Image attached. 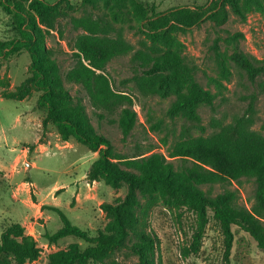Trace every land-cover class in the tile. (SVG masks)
Listing matches in <instances>:
<instances>
[{
	"label": "trees",
	"instance_id": "16d2710c",
	"mask_svg": "<svg viewBox=\"0 0 264 264\" xmlns=\"http://www.w3.org/2000/svg\"><path fill=\"white\" fill-rule=\"evenodd\" d=\"M114 1L120 4V0ZM127 1L138 21V32L151 45L135 49L106 14L71 17L69 24L84 33L73 45L74 66L63 75L47 49L42 29V25L55 28L57 8L45 0L30 1L28 9L19 5L12 8L8 0H0V5L14 16L20 33L19 39L0 43V60H7L22 50L30 54L31 83L41 93L40 105L47 109L43 125L53 123L63 141L74 138L98 153L87 174L89 182L103 181L114 189L123 182L128 185L124 198L101 205V210L112 220L105 232L94 237L73 225L62 210L52 208L61 216L63 226L56 233L45 235L50 243L77 237L91 245L82 249L73 243L67 250L50 255L48 264H121L114 257L123 250L138 257L132 264H162L161 239L150 219V210L158 200L193 216L194 232L191 245L184 248L185 256L200 253L211 221L210 212L224 236L227 261L233 248V226L248 233L264 252V135L250 129L253 102L244 115L218 132L176 141L170 149L171 160L160 153L124 157L115 151L109 138L95 130L82 98L74 97L66 87V83L81 87L100 120L119 112L120 126L128 137L138 121L134 100L129 94L114 89L106 67L114 59L130 55L134 73L129 81L146 96L175 97L171 114H181L203 128L198 109L202 104L212 107L213 95L196 81V67L187 56L157 44L169 45L170 32L201 24L208 12L190 7L160 12L155 5L141 0ZM84 2L90 5L94 0ZM219 9L220 18L213 19L223 24L228 18L225 4L221 3ZM241 38L243 35L237 33L226 39L233 51L231 60L255 81L264 76V59L244 53L238 43ZM261 87L264 90V85ZM122 164L125 168L120 167ZM242 178L253 179L257 185L256 203L251 209L239 206L235 192L229 189L212 195L211 187H225ZM204 186L210 189L204 191ZM40 255L36 242L25 237V228L20 224L12 223L2 232L0 264H26L37 261Z\"/></svg>",
	"mask_w": 264,
	"mask_h": 264
},
{
	"label": "rangeland",
	"instance_id": "374dc122",
	"mask_svg": "<svg viewBox=\"0 0 264 264\" xmlns=\"http://www.w3.org/2000/svg\"><path fill=\"white\" fill-rule=\"evenodd\" d=\"M32 0H8L14 8L19 5L28 9ZM59 11L55 28L42 25L47 49L57 60L65 75L73 68V45L83 30L69 24L71 17H81L87 13L94 16L106 14L123 34L127 43L135 49L151 45L138 32V21L127 0H94L85 4L84 0H45ZM147 5H155L160 12L177 7L202 8L207 18L190 29L170 32L169 45L157 44L187 56L196 67V81L213 95L214 105L202 104L198 113L202 127L194 125L181 114L173 116L170 112L175 97L162 98L146 96L130 82L133 76L130 55L114 59L106 67L116 91L129 94L134 100V111L138 121L128 137L124 136L119 123V112L108 114L103 120L97 116L86 92L79 86L66 83L74 97L82 98L91 124L95 130L109 138L115 151L124 157L142 153H160L168 160L172 145L189 136H210L221 128L233 123L242 116L253 102L250 116V129L264 135V76L255 81L237 67L231 60L232 48L226 39L229 35L241 33L238 40L241 50L247 55L264 59V1L263 0H141ZM225 4L227 20L217 23L213 17L220 18L219 6ZM215 5H218L215 8ZM215 15V16H213ZM20 38L15 18L0 5V43ZM30 54L22 50L7 60H0V242L4 220H16L13 215L24 210L32 218L35 210L27 208L28 203L38 201L55 204L72 222L90 236L105 232L110 216L101 210L103 203H113L124 198L128 185L122 183L114 189L101 182H89L88 171L98 158L86 146L74 138L63 141L57 127L43 121L47 109L40 105V92L31 83ZM6 96V97H5ZM28 118V122H27ZM72 144L70 147L67 145ZM27 150L26 156L22 151ZM150 152V153H148ZM32 163L35 164L32 167ZM121 168H125L122 164ZM25 183V185H23ZM18 192V202L12 198ZM62 187L66 190H62ZM208 191L210 187H202ZM226 189L234 191L237 204L251 209L256 203L257 185L253 179L242 178L227 186L211 187L212 195L223 193ZM82 200L74 198L76 192ZM90 196V198H89ZM92 196V197H91ZM54 197H57L55 200ZM145 201V199H142ZM48 208V209H47ZM45 218L37 224L25 228V237L33 239L41 251L37 261L26 264H48L50 255L67 250L77 243L82 249L91 244L77 237H67L50 243L45 235L54 234L63 226L61 216L47 206ZM203 238L198 255L185 256L184 248L191 245L194 232V219L184 210L165 205L161 200L150 210L153 229L161 239L162 264H264V252L257 242L245 231L233 226V248L229 260L225 259L224 236L212 218ZM12 223L6 224L9 226ZM6 226V227H7ZM121 264H132L138 257L129 250H123L114 257ZM99 264V263H92Z\"/></svg>",
	"mask_w": 264,
	"mask_h": 264
},
{
	"label": "crops",
	"instance_id": "0c3cea01",
	"mask_svg": "<svg viewBox=\"0 0 264 264\" xmlns=\"http://www.w3.org/2000/svg\"><path fill=\"white\" fill-rule=\"evenodd\" d=\"M28 121L29 120L27 118V122ZM64 143H67L66 146H68V145L70 147L72 146V144L69 143V142H64ZM22 152L24 154H26V156L29 155V153H27V150H23ZM34 166H35V164L32 163V167H34ZM23 185H25V183ZM62 190H66V188L62 187ZM18 192L24 194V191L22 190L21 187H19L17 189V193L16 192H13L12 198H13V200L15 202H18V199H19L18 198V195H19ZM74 198H76L77 200H82V194L79 191H77L76 192V196ZM89 198H90V196H89ZM54 199L56 200L57 197H54ZM47 206L49 208H51V207L52 208H54V207L55 208H59V206H57L55 204H48V203H46L44 201L43 202L38 201V203H34V202L33 203H28L27 202V206L26 207L35 210V217L32 218L31 216H29L28 215V212L25 211V209H24V210L18 211L16 214L13 215V218L14 219L21 220V222H18V221H15V220H4V222L1 223L2 224L1 226H3L4 228H6V226H7L6 224H9V223H17V224H20L24 228H28L32 224H37L39 220H47L49 218V217L45 218V216H46V214L48 212ZM45 208H47V209H45Z\"/></svg>",
	"mask_w": 264,
	"mask_h": 264
}]
</instances>
